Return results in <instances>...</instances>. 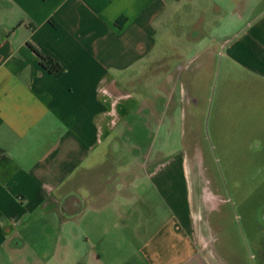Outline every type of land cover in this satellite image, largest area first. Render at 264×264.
<instances>
[{
    "label": "crops",
    "instance_id": "crops-1",
    "mask_svg": "<svg viewBox=\"0 0 264 264\" xmlns=\"http://www.w3.org/2000/svg\"><path fill=\"white\" fill-rule=\"evenodd\" d=\"M214 37L264 95V0H0V264H68L71 248V264H221L201 245L208 227L196 220L183 161L174 169L178 161L150 155L142 164L165 222L155 225L146 208L139 220L123 212L121 224L109 216L122 212L114 198L150 191L136 194L128 165L115 173L117 129L139 105L127 71L171 68V46L178 69L167 78L180 84L212 61ZM33 49L63 74L44 69ZM53 242L29 262L31 244Z\"/></svg>",
    "mask_w": 264,
    "mask_h": 264
},
{
    "label": "rangeland",
    "instance_id": "rangeland-1",
    "mask_svg": "<svg viewBox=\"0 0 264 264\" xmlns=\"http://www.w3.org/2000/svg\"><path fill=\"white\" fill-rule=\"evenodd\" d=\"M242 1L246 5L258 2ZM208 43L214 50L212 61L204 62L206 68L199 76L191 78L192 69L184 71L180 84L173 85L167 78L174 68L178 69L177 52L171 46L166 52L174 57L167 62L171 68L161 70V74L154 68L127 71L126 78L133 81L126 87L133 91L139 105H133L128 119L117 129L120 139L112 155L117 165L115 173L128 165L125 171L136 194L150 191L146 199L114 198L122 212L111 209L110 221L121 224L126 211H136L134 220H139V211L146 208L155 225L165 222L166 216L155 212L166 204L160 202L145 179L142 164L150 155L178 161L174 169L183 161L196 220L208 227L207 235L200 238L205 254L221 264H264V95L254 90L252 77L226 57V48L221 45L226 42L214 37ZM155 104L163 109L152 108ZM178 172L182 174L180 168ZM184 186V181L179 182V191H175L179 203L185 201ZM35 217L37 221L42 219L38 214ZM31 231L41 233L39 228ZM50 231L55 235L57 230ZM201 232L205 233L203 228ZM54 249V242L31 244L29 262L39 252L52 253ZM74 252L71 248L68 264L78 262Z\"/></svg>",
    "mask_w": 264,
    "mask_h": 264
},
{
    "label": "trees",
    "instance_id": "trees-1",
    "mask_svg": "<svg viewBox=\"0 0 264 264\" xmlns=\"http://www.w3.org/2000/svg\"><path fill=\"white\" fill-rule=\"evenodd\" d=\"M55 27H58L55 24ZM31 47V45H29ZM33 48V47H32ZM40 58V63L44 69H46L50 74L59 77L63 74V67L57 63L52 57L41 55L37 50L33 49Z\"/></svg>",
    "mask_w": 264,
    "mask_h": 264
}]
</instances>
